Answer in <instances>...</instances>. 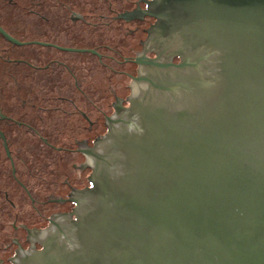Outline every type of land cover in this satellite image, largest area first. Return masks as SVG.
Wrapping results in <instances>:
<instances>
[{"label": "water", "instance_id": "95a60500", "mask_svg": "<svg viewBox=\"0 0 264 264\" xmlns=\"http://www.w3.org/2000/svg\"><path fill=\"white\" fill-rule=\"evenodd\" d=\"M24 1L27 20L36 11L55 18L49 5ZM179 1L188 19L178 34L192 58L163 66L186 72L161 89L166 101L132 108L75 201L77 220L23 264H264V0ZM128 27L109 35L131 43ZM12 141L27 164L26 173L17 159L18 173L39 197L63 196L62 181L87 174L73 168L75 154ZM14 199L13 223L45 224L29 200Z\"/></svg>", "mask_w": 264, "mask_h": 264}, {"label": "flooded vegetation", "instance_id": "af4514ba", "mask_svg": "<svg viewBox=\"0 0 264 264\" xmlns=\"http://www.w3.org/2000/svg\"><path fill=\"white\" fill-rule=\"evenodd\" d=\"M180 3L29 0L37 9L49 5L56 12L53 20L40 11L39 18L27 20L21 11L28 8L24 0H0V264H23L51 236L67 232L77 220L75 201L92 188L94 169L104 165L98 156L104 159L111 152L114 140L128 128L132 108L169 98L161 89L186 70L163 65L192 58L178 34L188 19ZM13 7L21 12L13 14ZM124 24H134L125 29L131 43L115 40ZM17 138L77 155L73 168L87 174L76 184L62 181L63 196L33 194L16 167L18 159L27 173L26 160L12 148ZM55 138L70 141L58 146L50 141ZM13 191L18 192L15 198L31 202L45 224L29 227L25 220L11 221ZM54 204L65 208H51L45 215L44 208ZM13 229L24 236L12 239Z\"/></svg>", "mask_w": 264, "mask_h": 264}]
</instances>
